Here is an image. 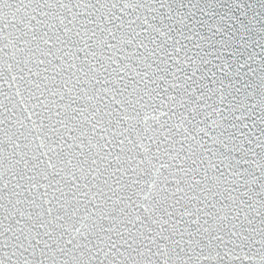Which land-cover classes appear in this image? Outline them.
<instances>
[{
    "label": "snow or ice",
    "instance_id": "obj_1",
    "mask_svg": "<svg viewBox=\"0 0 264 264\" xmlns=\"http://www.w3.org/2000/svg\"><path fill=\"white\" fill-rule=\"evenodd\" d=\"M0 264H264V0H0Z\"/></svg>",
    "mask_w": 264,
    "mask_h": 264
}]
</instances>
